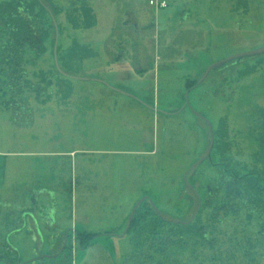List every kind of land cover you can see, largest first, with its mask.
Instances as JSON below:
<instances>
[{
  "label": "rangeland",
  "instance_id": "1",
  "mask_svg": "<svg viewBox=\"0 0 264 264\" xmlns=\"http://www.w3.org/2000/svg\"><path fill=\"white\" fill-rule=\"evenodd\" d=\"M150 1L84 0L97 24L74 30L67 10L80 21L82 13L68 7V0H54L61 71L53 57L56 31L48 18L51 40L28 67L29 82L16 89L18 97L0 78V103L17 100L8 109L0 106V152L16 153L0 156V191L7 196L45 186L52 196L41 197L40 203L51 204L59 222L51 229L41 221L35 226L25 221V230L17 234L21 217L27 220L32 210L18 216L0 210V228L6 223L13 229L0 242V260L26 263L57 255L69 231L67 258L30 264H264V235H258L264 213L250 222L240 201L212 221L205 240L185 237L181 243L178 238V246L162 255L140 247L150 241V232L137 233L153 214L149 202L123 237L106 234L122 235L135 205L146 196L167 219L192 221L199 199L184 176L209 147L208 126L195 113L212 123L215 135L212 160L190 179L201 185L205 223L225 200L223 173L242 179L262 171L255 159L263 139L264 55L229 64L197 83L215 63L264 46V0H167L164 9ZM74 39L82 53L70 59ZM26 55L31 59L33 53ZM40 69L49 74H37ZM66 75L99 79L117 91ZM187 99L191 110L163 115L188 105ZM142 105L154 110L147 121L140 119L146 113ZM58 226L59 241H49ZM88 233L95 237L82 247L80 235ZM146 253L157 257L140 261Z\"/></svg>",
  "mask_w": 264,
  "mask_h": 264
},
{
  "label": "trees",
  "instance_id": "2",
  "mask_svg": "<svg viewBox=\"0 0 264 264\" xmlns=\"http://www.w3.org/2000/svg\"><path fill=\"white\" fill-rule=\"evenodd\" d=\"M53 1L43 0L56 13L58 9ZM68 1V7L71 6L76 11L78 10L83 16L82 21L79 20L80 17L78 16L72 18L70 13H68L69 8L68 10L66 9L67 21L74 30L90 29L96 26L97 19L94 11L84 0ZM76 2L80 3L78 7ZM48 18L52 21L48 11L41 5L39 0H11L0 3V78L3 79V82L9 84V88L17 93V97L19 93L16 89L25 87L26 83L29 82L28 67L34 65L46 53L47 44L51 40V29L48 28L47 23ZM80 50H82V45L79 44L78 39H74L69 51L70 59L75 58L77 54H81L82 51ZM27 51L33 53L31 59L27 58ZM37 74L43 76L49 73H46L44 69H40ZM38 92L39 90H37L36 94ZM15 103L17 104V100L13 104ZM13 104L6 101L3 104L0 103V106L8 109ZM261 120L263 123V139L261 149L256 155L255 164L257 167L260 166L262 171H253L242 179L235 178L232 175L230 177L229 173H223L221 186L226 194L225 200L219 208L215 207L213 215L208 217V223H205L203 219V207L194 220L185 225L164 221L153 209V214L149 220L144 225H141V229L138 228L139 230L137 231L140 234L150 232L148 233L150 241H147V243L142 242L143 246H140L143 251L150 252L155 250L162 255L167 248L178 246L176 240L178 238L181 243L184 242L185 237L205 240L211 227L215 225L212 221H216L221 213L231 212L229 205L236 201L245 204L251 219L250 222L256 217H258L259 221L260 215L264 213V111L261 112ZM241 195H245V197ZM236 205L237 203H235L233 209L236 208ZM238 208L240 209L241 207L239 206ZM252 225V223L248 224L249 227ZM167 227L170 229L168 233L164 232ZM259 228L260 232L258 235H264L262 233L264 231V222L262 220L259 221ZM80 237L82 247H86V241L92 244V238L95 235L88 233L81 234ZM143 255L141 254L140 261H143L144 258L142 257L148 258L150 261L155 260L153 258L157 257L147 253Z\"/></svg>",
  "mask_w": 264,
  "mask_h": 264
},
{
  "label": "water",
  "instance_id": "3",
  "mask_svg": "<svg viewBox=\"0 0 264 264\" xmlns=\"http://www.w3.org/2000/svg\"><path fill=\"white\" fill-rule=\"evenodd\" d=\"M39 2L41 3V5L48 11L52 21H53V24H54V27H55V31H56V38H55V45H54V59H55V63H56V67L59 71H61L60 69V63H59V56H58V45H59V38H60V32H59V25H58V21L56 19V16L54 14V12L52 11V9L47 6L43 0H39ZM264 55V46L259 48V49H256V50H253V51H249V52H245V53H240V54H237V55H234V56H231L223 61H220L218 63H215L214 65H212L211 67H209L206 72L204 73L203 77L201 78V80L197 83V87L200 86L201 84H203L208 76L212 73V72H215V71H218L226 66H228L229 64H237V63H240L242 62L243 60L247 59V58H254V57H258V56H262ZM65 75V74H64ZM67 76V75H66ZM69 78H73V79H85V80H93V81H97V82H103V81H100L99 79H86V78H80V77H72V76H67ZM103 84L107 85L108 87H110L112 90H115L117 91L116 89H114L112 86L106 84L105 82H103ZM119 92V91H118ZM125 94V93H124ZM189 96V91L187 93V97ZM195 116L205 122L208 126V132H209V147L207 149V152L203 155V157L196 163L194 164L185 174L184 176V181L186 183V185H190L189 183V180L192 179L193 175L195 172L198 171V169L207 161V160H212V152L214 150V147H215V135H214V128H213V125L212 123L204 116L198 114V113H195ZM148 201L152 208L154 209V211L159 215V217L164 220V221H167V222H171V223H174V224H182V225H185V224H188L189 222H182V221H171L169 219H167L163 213L160 211V209L154 204V202L151 200V198L149 197H146V198H142L134 207L133 209V212L130 216V218L128 219V223H127V226H126V229L124 230L123 234L120 235V236H124L125 234H127L130 230H131V226H132V222L136 216V214L138 213L139 209L142 207L143 203L145 201ZM201 203H202V200L201 198L199 197V206H198V209L192 219V221L194 220V218L197 216L198 214V211L200 210V207H201ZM30 215L32 217H35V215L33 213H30ZM37 224H39V220L37 219L36 220ZM68 232H66V237L64 239V244H63V248L60 250V252L57 254V255H54V256H39L38 258H35L31 261H28L26 262L25 264H30V263H36L37 261H40L44 258H47V259H56L58 257H60L65 248L67 247V243H68ZM118 236V235H116Z\"/></svg>",
  "mask_w": 264,
  "mask_h": 264
},
{
  "label": "flooded vegetation",
  "instance_id": "4",
  "mask_svg": "<svg viewBox=\"0 0 264 264\" xmlns=\"http://www.w3.org/2000/svg\"><path fill=\"white\" fill-rule=\"evenodd\" d=\"M189 91V93H191L192 91L191 90H188ZM188 98V97H187ZM187 104H188V99H187ZM142 107H143V110L144 111H146V113H145V115H144V117L143 116H141L140 117V119H143V120H146L147 121V119H148V116L149 115H147L148 113H151V112H153L154 113V110H152L153 108H151V107H146V106H144V105H142ZM191 108V106H190V102H189V104L188 105H184L183 103H181V107L179 108V109H170L169 111H167L166 112V114H163L164 116H166L167 118L168 117H173V116H175V115H178L181 111H182V109H184V111L185 110H191L190 109ZM144 111H142V112H138V113H144ZM194 113V112H193ZM213 153V152H212ZM208 161H210V160H207L206 162H208ZM205 162V163H206ZM204 163V164H205ZM203 164V165H204ZM189 183H190V185L188 186V188L193 192V193H195L196 195H197V197H198V199H199V197H200V190H201V185L200 184H196V185H194V184H192L191 182H190V180H189ZM203 190V189H202ZM50 192V190H48L45 186L44 187H40L37 191H35L34 192V194L27 200V201H29L28 203H33V206H34V209L32 210V212L31 213H33L34 215H35V217H32L31 215H30V213H28L27 214V216H26V218H27V220L26 219H24L25 218V216H22V219H21V221L19 222V224L21 223V226H25V221H27L28 222V224L29 223H31V225H32V222H31V219H32V221H33V225H37V222H36V220L38 219L39 221H41L43 224H45V225H48L49 226V228L51 227V229H53V228H55V226H53V224H52V221H54V220H52L53 218H52V216L54 215V213L56 212L55 211V209H53V207H52V205L50 204L49 205V209L48 210H45L44 208H42V206L40 205V199H41V197H43V196H45V195H47L48 197L50 196H52V194L51 193H49ZM146 197H148V196H146ZM146 197H143V198H146ZM150 198V197H149ZM147 203H148V201L146 200L144 203H143V205L142 206H144V205H147ZM29 217V218H28ZM48 221V222H47ZM133 226V225H132ZM23 227H18V230L20 231V229L21 228H23ZM56 229V228H55ZM29 232H30V230H29ZM60 233V231H58V230H55V232H53V234H54V236H58L59 237V239H60V236H61V234H59ZM107 235H111V236H116V235H118L117 237H122V236H120V234H118V233H106ZM52 235V234H51ZM51 235H49V238H48V240L49 241H52V237H51ZM65 237H66V233H65V235H63V244H64V239H65ZM69 239H70V232L68 233V243H67V247L65 248V250H64V252H63V254L60 256V258H67V249H68V244H69ZM62 248H63V246H62ZM61 248V249H62ZM60 252V251H59ZM54 256V255H53ZM59 258V257H58ZM19 260V261H18ZM2 262H4V263H6V264H25V263H23V261L22 260H20V259H7V258H4V259H2L1 260Z\"/></svg>",
  "mask_w": 264,
  "mask_h": 264
},
{
  "label": "crops",
  "instance_id": "5",
  "mask_svg": "<svg viewBox=\"0 0 264 264\" xmlns=\"http://www.w3.org/2000/svg\"><path fill=\"white\" fill-rule=\"evenodd\" d=\"M153 1V0H151ZM150 1V2H151ZM158 1V0H157ZM156 1V2H157ZM162 1H166L167 0H162ZM162 1H158V2H162ZM7 154H16V153H3L0 152V156H7ZM40 187H37L36 185L34 186H30V190L29 191H21L19 189H16L14 191H12L10 193V195L4 196V194L1 193L0 191V210H5V211H12V215L15 214V216H18L19 214L23 213L25 214V212L27 210H33L34 206L33 203H28L29 201H27L33 194L35 191H37ZM50 190V189H49ZM41 201V200H40ZM40 205L42 206V208H44L45 210H48L49 207L43 205L42 203H40ZM54 209V208H53ZM56 211V210H55ZM56 215L57 212H55V217L52 219L54 221H52L53 226H56L59 224V222H57L56 220ZM24 216V215H23ZM22 218V217H21ZM25 219V218H24ZM3 213L0 215V226L3 225ZM32 225L31 226H35L33 225V221L31 219ZM48 222V221H47ZM56 228V227H55ZM17 229V234H19V230ZM57 229V228H56ZM13 229H9V226H6V223L4 224V227L0 228V242L4 241L5 237L6 240H8V236L9 233L12 232ZM21 230H25V226L23 228H21ZM58 231H60L59 234L62 233V229L58 226ZM30 233V232H29ZM59 241V237L58 236H54L52 237V241L51 242H58ZM23 261V260H22ZM0 264H6L4 262H2L0 260Z\"/></svg>",
  "mask_w": 264,
  "mask_h": 264
},
{
  "label": "built area",
  "instance_id": "6",
  "mask_svg": "<svg viewBox=\"0 0 264 264\" xmlns=\"http://www.w3.org/2000/svg\"><path fill=\"white\" fill-rule=\"evenodd\" d=\"M152 5H157V7H159L160 9H164L168 7V3L166 1H162V2H155V1H151Z\"/></svg>",
  "mask_w": 264,
  "mask_h": 264
}]
</instances>
